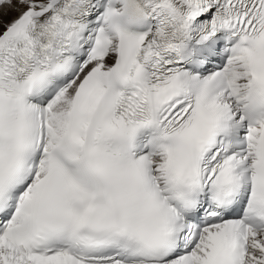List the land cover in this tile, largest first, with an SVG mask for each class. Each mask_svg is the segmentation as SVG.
<instances>
[{
	"label": "snow or ice",
	"instance_id": "6c2138e0",
	"mask_svg": "<svg viewBox=\"0 0 264 264\" xmlns=\"http://www.w3.org/2000/svg\"><path fill=\"white\" fill-rule=\"evenodd\" d=\"M0 264H264V0H0Z\"/></svg>",
	"mask_w": 264,
	"mask_h": 264
}]
</instances>
